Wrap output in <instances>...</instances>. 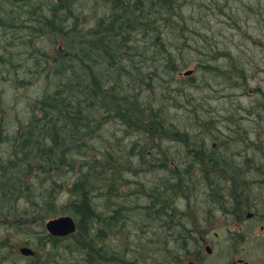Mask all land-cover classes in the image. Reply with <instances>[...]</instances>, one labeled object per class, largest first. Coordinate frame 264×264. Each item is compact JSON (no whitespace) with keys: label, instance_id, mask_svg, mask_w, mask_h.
Segmentation results:
<instances>
[{"label":"rangeland","instance_id":"rangeland-1","mask_svg":"<svg viewBox=\"0 0 264 264\" xmlns=\"http://www.w3.org/2000/svg\"><path fill=\"white\" fill-rule=\"evenodd\" d=\"M99 1L97 0L96 3ZM18 3L8 4L9 8L7 11L8 16L9 11L12 12V16L9 17H12L13 20L10 23H15L16 26L5 27L0 25V44L4 42L9 43V50L6 51V54L0 50V55L1 57H10L18 65L16 67H10V71L5 72L4 70L6 78L0 79V121L1 123H5L6 134L11 131L10 125L15 122L10 118V112H13L12 117L15 114L14 119H17L18 122L23 118L21 116H23L25 102L28 98L32 100L37 95L39 86H41L38 78L42 72L45 74V71L40 69V66L44 62L43 59L36 61L37 68L34 65V57L28 51V37H31V44L38 55L41 52L36 49L37 47L41 50H47L53 47L52 38L45 33V30H50L48 27H45L46 29L44 28L43 33L38 34L35 32L34 36L29 35L33 32L34 27L35 29L37 27L39 28L36 25L38 20L35 21V19L43 17L46 12L48 13V8L54 4L53 1L41 7H38L37 4H32L33 7L29 10L27 9L30 4ZM91 3H94V0H76V2L69 5V11L66 10L67 5L62 4L60 6L62 10H57V13L61 14L62 12L64 20L66 21L64 22L65 25L77 24L74 25L75 28H82L86 21L85 24L89 25L85 29L89 33L90 30L88 29L91 28L94 20L84 14L81 17L79 8L83 4L88 6ZM104 3L102 5L103 7ZM224 3L226 6L233 5L245 11L246 19L242 18L245 17L243 16V12L234 10L229 12L232 18L237 19V21H244L238 23L241 27H237L236 25L234 27L232 19L224 15L218 16L217 14H222L214 9H207L205 7H202L200 10L198 9L197 15L201 19L200 22L210 24L211 31L214 28L215 32L211 34L210 31L208 34L210 41H202L204 45L212 43L211 47H204L202 45L198 49L195 48L197 47L195 44V36L189 33L191 36L190 41L194 42L192 48L187 47L186 43L184 46L175 50L179 54L180 60H189L187 66H179L178 70H174L173 72L177 78L182 80V84L170 83L164 81L165 79L163 78L158 79L161 77L152 78L154 84L150 88L151 96H156L159 93L167 91L171 94L168 102L171 103L172 107L169 111H167V108L164 109L162 114L167 113L166 116L173 118L176 115L186 113L187 119L183 115L180 117L187 120L184 131L180 130L183 127L181 122H175L174 124V126H180L178 127L179 130L176 129L178 132L174 131L177 137H172L175 138L173 141L176 144L174 142L173 144L171 143V137L167 136L168 134H162L159 140L156 136L152 135L158 142L151 141V148L147 147V142L152 136H148L147 138L146 133H144L143 147L135 155L137 160L133 158L131 160L132 163L127 164L126 167H119V164L116 166L125 174V179L122 182H117L114 185L109 181L105 185V179L98 178V181H89L86 184L90 187L94 183L91 187L93 192L90 195L93 194L96 197L95 207L98 213L104 215L111 207L123 205V209L119 211L117 217L114 219V221L116 220V224H118L117 229L122 232L116 231L108 233L110 229L107 230L104 223H102L99 225L101 229L100 231L98 230L99 232L97 234L101 238L100 240L103 239V243L106 242L109 247L113 248L112 250L120 251V254L122 252H125V254L130 252L133 256L137 255L141 259L148 257L149 260L153 257L155 258V263L163 262L165 259L177 255L180 259L198 255V257L202 258L203 264H231L234 261L237 262L239 259L250 262V264H264V236H262L264 232V0H226V2L225 0H220L219 2L220 5H224ZM245 3L251 5L252 10L246 11L243 6ZM257 8L262 13L259 16L254 15V12H259ZM223 9H227V7ZM1 10L2 8L0 6ZM112 10L111 4L106 3V8L104 10L98 9V13L102 14L105 12L111 14ZM193 12L194 8L188 6L182 16L185 14L188 19H191L194 17ZM46 16L47 19L51 20L50 14ZM62 29L53 34V37L57 38L56 46H58L60 40H64V33L68 32V29ZM77 30L79 31L80 29ZM202 33H204L203 30L196 32L198 39H201V36L204 35ZM85 36L88 37L87 34ZM214 42H217L218 48H212ZM177 44L178 42L170 40V46L172 48L177 47ZM163 68L165 67L160 65L156 71L159 74L168 71ZM188 68L193 69L192 74L189 77L183 76L180 72ZM3 69H5L4 65L0 64V71ZM17 69L19 70L18 73H16ZM105 69L103 68V73L107 71ZM117 73L123 74L121 69H117ZM18 78L20 79L18 80ZM192 80L196 81V86L186 87L189 86ZM178 86H181L185 90L178 89ZM116 93L123 95L125 90L119 91L118 89ZM226 93L230 96H222ZM117 94L114 93V95ZM236 96L240 97L235 98ZM135 98L138 101L137 111L140 114H151L153 120L156 123L159 122L158 120L162 116H155L158 111L154 109L155 102L153 99H148L146 95L140 96L139 93H136ZM256 102H262L257 109L255 106ZM125 105L128 107L131 103L127 101ZM107 106L102 108L112 107L111 105ZM177 106H181V109H178L179 107ZM121 108L123 109V106ZM205 116L211 117L209 119H212L210 123L213 133L211 131L206 132V128L198 125V120H202ZM221 116H227L228 118L217 122L218 119H222ZM112 122L116 123V120H112ZM237 123H240V125H236ZM117 126L121 133L112 128H109V130L106 129V131L92 132V134L97 136L98 140L90 143L94 142V145L99 148L97 142L99 143V140L101 142V139L104 145L106 138L113 142L108 137L114 136L113 134L115 132L119 133V135L124 134V139L121 140L123 142L132 139L129 136L127 137L126 131L122 130L120 125L117 124ZM134 130L135 128L131 129L133 133ZM202 132L203 137H205L202 141L204 144L207 143L208 146L206 145L204 152L198 153L200 158L197 160L194 159L197 156L196 150L192 151L191 147L187 148L179 145L181 143L180 140H195ZM134 135L136 136V134ZM66 137L72 136L69 134ZM214 141L217 142L215 146L212 144ZM70 144L71 141H68L66 145L68 146ZM156 145L158 146L154 148ZM7 146L8 143L2 144L1 150L5 151V154L0 153V158L7 156ZM100 148H103V146H100ZM170 149L173 152L170 153ZM150 156L148 165L144 167L136 165V161L146 164L145 161H148ZM81 158V155L77 153H70L68 155L67 165L72 166H64L60 174L55 176L61 183L55 190L56 196L61 198L59 200L60 202L70 195L68 183L72 182L74 178L79 177L80 172L83 170V165L85 164ZM164 158L169 159L166 161L168 163L167 168L172 173H168V169H159L158 166L164 163ZM205 158H210L213 161H221L224 159L225 163L247 162L250 165V170L243 171L241 168H236L232 177H234L235 182H241L238 181V178H244L243 176L246 177V173H251L249 175L251 176L250 185H245L244 182H241V185H237L233 181V183L227 181L226 179H229L227 177L231 178L228 175L224 180L222 179V182L220 181L221 184H218L212 193L207 195L204 192V187L200 179L203 177L202 174L205 175L207 172L211 173L212 170L217 169H203L200 171V174L196 164L205 162ZM36 160H40V158L38 157ZM213 161L210 163H214ZM192 162H195V164ZM34 165H37L36 162ZM36 167L34 166V168ZM23 168L26 169V165H23ZM18 173L20 175L24 174V172L22 173L20 171ZM34 173L33 176L36 177ZM30 176L28 175V178ZM21 177L24 179V176ZM19 186L21 189L22 183H19ZM147 187L148 191L145 193L143 191V194L139 193V189ZM153 188H159V191L153 193ZM206 189L207 191L209 190V188ZM35 192H37L36 189ZM180 194H182L181 197ZM223 195L229 204L233 199L232 205L235 206V209L238 207L241 208L240 203H242L241 206L248 205L249 207L242 212L237 210L236 213H233L231 209L223 205ZM138 196L146 197V199L144 198L145 200L143 199L144 201L138 202L139 204L137 205L150 215H146V218L145 212L142 215H135L138 208H135L136 206L132 205L131 201ZM173 199H176L178 208L171 213L166 212L167 208L171 207L169 204H171ZM235 199L239 200V204ZM33 201L39 200L35 196ZM112 203L113 205L111 206ZM220 203L221 207L219 206ZM17 204L19 205V202ZM156 210L157 213L154 214ZM246 210L253 212L254 217L246 218L244 216ZM0 212L2 211L0 210ZM30 216L35 217L31 212L28 216H25V219L19 216L17 217L16 215H0V222L3 220L7 221L9 227L1 232L0 225V239L3 236L11 239L7 241L8 245L6 247L8 249L6 254H0V264H34L32 256H25L20 253L19 249L24 245L33 248L39 257L46 252L45 249L40 248V244L42 243L38 241V235L36 234V231L38 232L42 229L40 226H34L28 232L15 230L19 229L25 223L32 225L34 221L29 220L31 219ZM235 216L238 217L235 218ZM46 220L48 218L44 219L43 227ZM172 221H177L179 224H185L191 227L198 241L202 237L205 239V243L198 245V248L194 247L192 243H195L196 240L194 239L193 241V239L191 240L188 237L186 248L181 250V246L177 244V233L171 235L170 232H162L166 224L170 225ZM145 223H148V226L143 225ZM211 226L213 227L211 228ZM79 236L77 239L74 237L66 242L70 250L69 254H67L66 248L52 251L51 253L54 254V258L50 264H63V258L61 260L56 255L57 252L63 255L62 252L64 250L66 255H63V257L66 256L65 260L67 264H84V261L81 260V255L85 253V250L79 249L75 244L81 241L83 237V235ZM140 245L141 248L139 247V251L138 246ZM205 246H209L210 253L207 252ZM134 248L137 251L136 249L131 250ZM104 250H102L103 254L108 252ZM185 251L186 253L184 254ZM171 253H175L176 255L172 256ZM5 256L6 259L3 260L2 257ZM111 256L113 258L111 260L112 264L127 261L115 255Z\"/></svg>","mask_w":264,"mask_h":264},{"label":"trees","instance_id":"trees-1","mask_svg":"<svg viewBox=\"0 0 264 264\" xmlns=\"http://www.w3.org/2000/svg\"><path fill=\"white\" fill-rule=\"evenodd\" d=\"M1 1L2 0H0V4ZM18 2L30 4V0H11L10 3L19 4ZM157 2L163 1L127 0V2L122 1L114 7L111 11V16L118 19V25L125 28L126 25L128 26L131 24L126 30L121 29V32L127 33H125L123 37H121L119 26H109L104 31H101L98 27H96V29L91 27L88 29L90 30L89 33H87V29L80 27L75 28L74 25L77 24L72 23L69 24V26L65 25L64 22L66 21L64 20L62 12L57 15V20L51 19V22L44 23L50 30H63L62 28H66L68 32L64 33V40H60L58 46L56 48L53 47L51 52H44L38 47L36 48L41 52V59L44 60L40 69L45 71V74L42 72L38 78L41 86H39L40 88L37 95L32 100H27L25 102L23 116H21L23 118L18 122L17 119H14L15 114L12 117L13 112H10V118L15 121L14 124L10 125L11 131H9L10 133L8 132L11 134L10 137L8 133H5V123H1L0 121L1 154H5V151L1 150L2 144L8 143V157H4L5 159L3 157L0 158V210L2 211L0 215H16L24 219L30 212L35 215V217L30 216L31 219H29L34 221L32 225L25 223L19 229H15L19 232H28V230L32 229L34 226H40V228H42L40 231H36V234L38 235V241L42 243L40 244V248L45 249L46 252L39 257L34 250V255L32 256L34 264H50L54 258V254L51 252L54 250L66 248L65 250L67 254H69L70 250L66 242L74 237L77 239L79 235H83L84 238L82 237L81 241L75 244L79 249L85 250V253L81 255V260L84 261V264H112L111 260H113V258L108 259L110 255H115L127 260L125 261L127 264H137L135 262V257L137 255L133 256L132 254L131 256L133 257L126 259L125 252L120 254V251L112 250L113 248L111 247L110 249L107 248V251L110 253L109 256L104 258L100 243L101 238L97 236L101 229L99 225L102 223H104L107 230L110 229L108 233L118 230V224H116V220L114 221V219L121 206L111 207L104 215L98 213L95 207L96 197L93 194L90 195V193L93 192L91 187L94 183L91 184L90 187L86 184H88L89 181L95 182L98 180L97 178L100 177L104 179V173L112 170L113 167H115L114 164H112V166L110 164H103L105 167L103 171H101L103 166L100 165V163L95 164L92 162V164L88 163L87 165H83V169L90 168L88 170H91L92 173L90 175L89 173H84V175H80L74 178L72 182H69L68 191L70 195L61 202L59 201L61 198L56 196L55 191L56 187L60 186L61 183L55 176L60 174L64 166H72L67 165L68 155L70 153L73 154L72 150L69 152L65 151V145L68 141H71V146H74L76 150L78 143L85 142L84 145L88 144L91 146L90 142L94 139L90 140V138H87L84 132L79 133L76 118L67 114L69 109L72 106L77 109L86 108L84 107L86 104L82 102L84 95L89 91L95 94L96 89H98L102 81L107 78L108 80L111 79L108 83V88L110 89L115 86V82L119 84V78H126L125 81L129 80L131 84L135 83L137 79H141V76L138 75L135 69L131 68V63L128 62L127 67L121 64V68H119L116 59L117 57L123 59L122 56H125V53L129 51L142 52L140 51L142 47H144L143 51H145L149 46L141 45V47L140 44L136 45L137 42L129 46L125 40V36L130 34V31L143 33V30H145V36L148 37V41L154 44V47H152L153 51H167L165 42L160 39H165L170 46V35L163 30L167 25H159L156 22V20L165 17V10L160 7ZM60 6H62V4ZM168 6L170 7V3ZM1 11H3V9ZM11 13L12 12L9 11V16H12ZM134 13L140 16V20L137 22H131L128 17ZM9 16L7 12L0 14V25L15 27V23H10L13 18ZM40 18L43 17H39V19ZM141 20H144V22H141ZM58 23H60V25ZM77 29L80 30L78 31ZM40 30H44L43 25L36 29L34 27L33 32L29 35L34 36L35 32ZM86 34L88 37L85 36ZM91 36H103V38L88 40ZM28 39H31V37H28ZM182 46H184V44L178 42L177 47H170V49H177ZM8 47V42L0 44V50L5 54L6 51L9 50ZM72 51H75L76 54L70 57V52ZM140 55L143 54L138 53V56ZM7 60L9 62L8 67L5 66ZM161 61L162 60L156 61L153 66L157 67L162 65L163 67H167L166 70L171 72H174L179 66H182L167 62L161 64ZM12 62L13 60L10 57L6 58L0 55V64H3L5 67V69L0 71V79H4L5 72L10 71V67H13L10 66L13 65ZM59 65H62L64 68L61 70L57 69ZM98 68H106L105 71H107L103 73L102 71H98ZM117 69H121L123 74L117 73ZM52 72H58L57 75H59V77H64L71 81L65 82L58 88H55L49 78V73ZM86 77L87 79H85ZM19 79L20 78H18V80ZM146 80L145 84L151 88V85L154 84L152 78H147ZM88 82H91L90 85L87 84ZM112 90L110 91L112 95L108 96L106 94L105 96V107L111 105L112 107L110 108L119 109L121 110L120 112L123 113L124 111L121 108L122 105H119ZM49 100H51L52 103H50ZM86 103L88 105V101ZM134 103H138L136 98H134ZM90 105L94 106L95 104L93 101H90ZM150 118L151 121L147 123L149 126L147 127L148 130L145 132L147 138L152 135L161 138L162 134H168L169 128L164 127L160 122L156 123L152 115ZM67 120L75 124L76 133L71 132L73 130L70 129V125L66 123ZM125 123L131 124L129 121H125ZM60 124H62V126H60ZM90 133L92 134V132ZM69 134L72 137H66V135ZM106 144L108 145V143L105 142V145ZM109 145L115 146L113 142ZM38 157L40 160H36ZM32 160L36 162L37 165H34L37 166L36 168H34L33 164H35V162ZM23 165H26V169L23 168ZM95 170L96 172H94ZM19 171L22 173L24 172V174L20 175L18 173ZM35 171L36 173H34ZM33 173L36 174V177L33 176ZM95 174L97 175L95 176ZM28 175L31 176L28 178ZM21 176H24V179H22ZM230 180L237 184V182L234 181V177H231ZM19 183H22L21 189L19 188ZM238 185H241V183ZM35 189L37 192H35ZM35 196L39 201H33ZM16 201L19 202L20 206ZM235 201L239 203V200L235 199ZM64 213L70 214L76 219V233L66 237H55L47 234L43 227L44 219ZM0 225L1 232L9 228L7 221L3 220L0 222ZM9 240L11 239L8 237H1L0 254H6L8 249L6 247L8 245L7 241ZM139 247L141 248V245L138 246V250L140 251ZM65 250L62 252L63 255H66ZM63 255L57 252L56 257H59L61 260L63 258V264H67L65 260L66 256L63 257ZM2 258L5 260L6 256ZM174 258V260H178L180 257L177 255Z\"/></svg>","mask_w":264,"mask_h":264},{"label":"bare ground","instance_id":"bare-ground-1","mask_svg":"<svg viewBox=\"0 0 264 264\" xmlns=\"http://www.w3.org/2000/svg\"><path fill=\"white\" fill-rule=\"evenodd\" d=\"M52 1H53L54 4H52L48 8V13L46 12L44 14L43 18L39 19V17H38V19H35V21L38 20V22L36 23L37 26L41 27L43 25L44 28L45 27L47 28V26L44 23L45 22H51L52 20H55V19L57 20L58 19L57 15H59V14L56 11L59 10V9L62 10V8L60 7L61 4H66L67 5L66 10L69 11L68 10L69 9V5L72 4L73 2H76V0H31V3H30V5H29L27 10H29L35 4H37L38 7H41L44 4H46V5L50 4ZM96 1L97 0H94V3H91L88 6L83 4L79 8V13H80L81 17L84 14V15L88 16V18H93V20H94L93 24L94 25L92 24L91 27H93L94 29H96V27H98L99 29H101V31H104L109 26H119L117 18H113L111 16V14H108V13H105V12L100 14V13H98V9L99 10H104L106 8V3L111 4V8L114 9V7H116V5L120 4L122 1L127 2V0H100L97 3H96ZM162 1L163 2H157V4L165 10V17L162 18V19L156 20L157 24H159V25H167L165 28H163V30L170 35L169 39L172 40V41L180 42V43H182L184 45L187 43V45H186L187 47H191L192 48V46L194 45V42L190 41V38H191L190 34L195 36V44L197 45V47H195V48L198 49L202 45L204 47H209V48L211 47L212 43H209V44H206V45H204L202 43V41H204V42H206L207 40H208V42L210 41V36L208 34L211 31L210 24H206V22H200L201 19L197 15L198 14V9L200 10L202 7H205L207 9H212V10L214 9L218 13L222 14V15L217 14L218 16H223L224 15V16H227L229 19H232L233 22H234V27H235V25L237 27H241V26H239L238 23L244 22L242 20L237 21V19L232 18L229 12H231L232 10L240 11V12H243L244 13L243 16H245V11H243L239 7H236V6H233V5H230V6L227 5L226 6L225 3H224V5L227 7V9H223V8H226V7L224 5H220L219 4L220 0H175V1L174 0H162ZM10 2H11V0H2L1 1L0 6L3 9V12L0 11V14L6 13L8 11V8H9L8 4L12 5V3H10ZM225 2H226V0H225ZM103 3H104V7L102 6ZM169 3H170V7L168 6ZM188 6H192L194 8V12H193L194 17L191 18V19H188L185 14L182 16L183 12L186 11V8ZM222 6H224V7H222ZM243 6H244L246 11L252 10V6L249 5L248 3H245ZM34 8H36V7H34ZM257 10H259V9L257 8ZM48 14L51 15V19H52L51 21L49 19H47L46 15H48ZM261 14H262L261 10H259V12H254L255 16H259ZM75 17H77V16H75ZM128 17L130 18L131 22L132 21L133 22H137V21L140 20V16L138 14H136V13H134L132 15H129ZM241 17H242V15H241ZM242 18L246 19L247 17L245 16V17H242ZM141 22H144V20H141ZM85 23H86V21L84 22V25L82 26V28H84V29L89 25V24H85ZM216 23H218V22H216ZM58 24L60 25V23H58ZM130 25L131 24H129L128 26L126 25L125 28L122 27V26H119L121 37H123L125 35V33H126V32L125 33L121 32V29L126 30L127 28L130 27ZM199 30H203L204 31V33H202L204 35L201 36V39H198V37L196 35V32H198ZM45 31H46L45 33L47 35H49L50 38H52L53 47L56 48L57 46H56L55 42L57 41V38L53 37L54 36L53 34L58 32L59 30H49V31L45 30ZM43 32H44V30H40L37 33L40 34V33H43ZM214 32L215 31H214V28H213V30L211 31V34H213ZM145 34H146L145 30H143V33L130 31V34L125 36V40H126V42L128 43L129 46L132 45V44H135L134 42H137L136 45H139V44H140V46L141 45L142 46L147 45V46H149V48H146V50L143 51L144 47L141 46L142 50H140V51H142V52L129 51L128 53H125V56H122L123 59H121L119 57H117V59H116L118 61V64H119V66H118L119 68H121V64L123 66L125 65L127 67V63L128 62L131 63L130 64L131 68L135 69V71L138 73V75L141 76V79L140 80L137 79L135 81V83L131 84L129 80L125 81L126 78H123V79L119 78V80H121V81H119V84L118 83L116 84V82H115V86L110 89V88H108V83L111 81V79L108 80V78H107L104 81H102V84H100L98 89H96L95 94H93V92L91 93V91H89V92H87L84 95V98H83L82 102L86 104V106H84L86 108L77 109L76 107L72 106L69 109V111L67 112V114H70L69 116L76 118V121H77V124H78L77 128H78L79 133L84 132L86 137L90 138V140H92L94 138L92 141L96 142L98 140V138H97V136H95L94 134H91L90 132L106 131V129L109 130V128H112L113 130H117L118 132L121 133V131H120L119 127L117 126V124L120 125L122 130L126 131L127 137L129 136V138H132V139H130L127 142H123L121 140L124 139V134L119 135V133L115 132L113 134L114 136L108 137V139L110 138V139L113 140L114 143H116L115 146L109 145V144H112V142L107 140V138H106V140H104V142H107L108 145L107 144L104 145L102 143V139H101V142H100V140H99V143L97 142V145L99 146V148L94 145V142L91 143V146L88 145V144L84 145L85 142L78 143V147H77L76 150L74 149V146H71V144L68 145V146L65 145V151L69 152V151L72 150L73 153H77V154L81 155V157H82L81 160L82 161L84 160V164L85 165H87L88 163L92 164V162H93L95 164L100 163V165H102V166H103V163H104L106 165L110 164L111 166H112V164H114L115 167L117 166V164H119V167H122V166L126 167L127 164H131L132 163L131 160L133 158L136 159V157H135L136 153L141 149V147H143L144 133L148 130L147 127H149L147 125V123L149 121H151V118H150L151 114H140L137 111V109H136L137 104L134 103V98L136 97V93H139L140 96L146 95L148 97V99H150V100L153 99V101L155 102L154 103V106H155L154 109H157V111H158L155 116H162L161 119L158 120V121L164 127L170 129V130H168V135L167 136L171 137V143L172 144H173V142L175 143V141H173V139H175V138H172V137H177L175 135L176 132H178V131H176V129L179 130L178 127H180L179 125H178V127L174 126L175 122H179V123L181 122L182 123L183 127H181V129H180L182 131H184V129L186 127V124H187V120H185V118L187 119L186 113H182V115L185 116V118H180L182 115H176L173 118H169L168 116H166L167 113L164 114V115L162 114V111L164 109L167 108V111H169V109L172 107L171 103L168 102V100L171 98L170 92L167 91V92H164V93H159V95H156V96L155 95L151 96L150 88L145 83L147 81L146 80L147 78L161 77V78H158V79H162L163 78V79H165L164 81L181 85L182 84V80L177 78V76H175L173 72L165 71V72L159 74L158 71H156L159 68V66L154 67L153 64L156 61H158V60H163V61H161V64L167 62V63H172L174 65L187 66L189 64V60H185V59L180 60L179 54H177L175 52V50H177V49H172L171 50L170 49L171 46H169L168 42L165 39H160V40H163L165 42L167 51H160V52L153 51L152 47H154V44H153V42H149L148 41V37L145 36ZM101 38H103V36H98V37H95V36L92 37L91 36L90 38H88V40L101 39ZM27 42H28V51L30 53H32L31 55L34 57L33 62H34L35 67L37 68L38 65H37L36 61L41 59V56L38 55L37 51L32 46L30 39ZM53 47L50 48V49H47V50L45 49L46 51L45 50H42V51L51 52L53 50ZM204 47H202V48H204ZM218 47L219 46L217 45V42H214L212 48H218ZM138 53H142L143 55L138 56ZM75 54H76L75 51L70 52V57L75 56ZM107 63H106V65H107ZM8 64H9V62L7 60L5 62V66L8 67ZM12 64L13 65H10V66H14V67L18 66L16 64V61H13ZM59 66L57 67V69L61 70V69L64 68L62 65L60 67ZM166 68L167 67H165L163 69L166 70ZM97 70L98 71H102L103 69L102 68H98ZM205 70H206V68H205ZM18 72H19V70L17 69L16 73H18ZM192 72H193V69L188 68L185 71L180 72V73L183 76L189 77L192 74ZM57 73L58 72L49 73L50 81L53 83V86L55 88H58L59 86H61L65 82L71 81L70 79H67V78H64V77H59V75H57ZM180 73H178V74H180ZM4 78H6V75L4 76ZM85 79H87V77ZM86 82H87V80H86ZM90 83L91 82H88L87 84L90 85ZM190 86H192V87L196 86V81L192 80V82L189 84V86H186V87H190ZM231 88H233V87H231ZM118 89H119V91L120 90H125V93L123 95H118L116 93V90L118 91ZM178 89L185 90L184 88H181V86L180 87L178 86ZM111 90L115 94H117V95H114V94L113 95L117 99L119 105L123 106V111H124L123 113L120 112L121 110L116 109V108H106V109L102 108V107L106 106V104H104L106 94L108 96L112 95L110 93ZM222 96H230V95L226 93V94H224ZM237 97H240V96H236L235 98H237ZM27 100L29 101L30 98H28ZM87 101H88V105L86 103ZM90 101H93L95 105L91 106L90 105ZM127 101L131 103V105L128 106V107L125 105ZM49 102L52 103L51 100H49ZM261 103L262 102H260V103L256 102L255 103L256 109L261 105ZM177 107H179L178 109H181V106H177ZM187 113H188V111H187ZM135 115H136V117H135ZM221 117H222V119H218L217 122L219 120H225V119L228 118L227 116H221ZM132 118H134V119L132 120ZM209 118H211V117L205 116L202 120H198V125H201V127L206 128V132L207 131H211L213 133V130H211V123H210L212 121V119H209ZM112 120H116V123L112 122ZM125 121H129L131 124H127V123H125ZM66 123L68 125H70V129L73 130L71 132L72 133H76L75 132V130H76L75 124L72 123V121H69V120H67ZM79 123H82V124H79ZM192 123H194V122H192ZM184 124H185V126H184ZM236 125L239 126L240 123H237ZM60 126H62V124H60ZM133 128H135L134 133L131 131V129H133ZM174 131H176V132H174ZM130 132H131V134H130ZM134 134H136V136ZM170 137H168V138H170ZM156 138L158 140L160 139L159 137H156ZM156 138L152 136L147 142V147L151 148V141L158 142V140ZM204 139H205V137H203V132H202V133H200L198 135L197 138H195V140H191V139L185 140V141L184 140L183 141L180 140L181 143H180L179 146H185L187 148L191 147L192 151L196 150V155L197 156H195L194 159L198 160L200 158L198 153H200V152L202 153V152H204L206 150L207 143L204 144L203 141H202ZM212 144H213V146H215V145H217V142L214 141ZM100 146H103V148H100ZM157 146L158 145H156L154 148H156ZM169 151H170V153L173 152L171 149ZM153 154L155 155L154 152H153ZM150 158H151V156L148 158V161L144 160L146 164L138 163L136 161V165L144 167V166L148 165ZM226 158H227V156H226ZM164 160H165L164 163H161L158 166L159 169H161V170L168 169L167 168V164L168 163H166V161L169 160V159L164 158ZM205 160L206 161L203 162V163L199 162L198 164H196L198 166V169H199L198 171H199L200 174H201L200 171H202L203 169H208V168L209 169H217V170H212L211 173L207 172L205 175L202 174L203 177L200 179V182H201V184L204 187V192L207 195L212 193L213 190L216 189L218 184H221L222 179L224 180V178L227 177L228 175L232 177L234 175V172H235L236 168H241L243 171H249L250 170V165L247 162L225 163L224 159H222L221 161H213L210 158H207V159L205 158ZM193 161H195V160H193ZM212 161L214 163H210ZM192 163L195 164V162H192ZM165 165H166V167H165ZM201 165H202V167H200ZM115 167H113L112 170H109L106 173H104V175H105L104 184L105 185L108 184L109 181L111 183H113L114 185H116L115 183L122 182L125 179L124 178L125 174L122 171H120L119 168H117V167L115 168ZM88 169H90V168H88ZM88 169L87 168L83 169L82 170L83 173L81 171L80 175H84V173H89V175H90L92 173V171L88 170ZM104 169H105V167L103 166L101 168V171H103ZM224 169H228V170L221 171V170H224ZM94 172H96V170ZM169 172L172 173L168 169V173ZM96 175L97 174H95V176ZM249 175H251V173L250 174L246 173V177L243 176V174H242V176L244 178H238L237 177L238 181L244 182L245 185H250L251 176H249ZM227 178H229V179H226V180L231 182L230 177H227ZM241 182H237V185L240 184ZM261 183H263V182H261ZM206 188H209V190L207 191ZM153 189H154L152 191L153 193L159 191V188H156V189L153 188ZM139 190H140L139 193L143 194V191H144V193L146 191H148V187L147 188H143V189H139ZM180 190H184V189H180ZM197 193H198V190H197ZM136 194H137V192H136ZM137 195H139V194H137ZM137 195H135V196H137ZM181 195L182 194H180V197H181ZM178 197H179V195H178ZM144 198L146 199V197L138 196L136 199L131 201L132 202L131 204L136 206L135 208H138L137 212L135 213V215H142L145 212V218H146V215L147 216H150V215L147 214V211H144L143 208H140V206L139 207L137 206L139 204L138 202L145 200ZM223 198H224V200L222 201L223 205H225V206H227V208L231 209L232 210L231 212H233V213H236L237 210L242 212L247 207H249L248 205L241 206L242 205V203H241L240 204L241 208L238 207V208L235 209V206L232 205V202H231V201H233V199L230 201L231 203L229 204L227 202V200H226V197L224 196ZM176 204H177L176 199H173L171 201V204H169L171 207H168L166 212L171 213V212L175 211V209L178 208ZM253 204H255V203H253ZM122 206L120 207L119 211L121 209H123ZM219 206L221 207V203L219 204ZM119 211H118V213H119ZM156 213H157V210L154 211V214H156ZM60 215H70V214H65L64 213V214L55 215L53 217L48 218V220L51 219V218L60 216ZM70 216H72V215H70ZM244 216L249 219V218L254 217V213L251 212V211L246 210ZM236 217H238V216H235V218ZM167 218H169V216H167ZM73 219H74V221L76 223V230L73 232V233H75L77 231V222H76V219L74 217H73ZM48 220H46V221H48ZM238 220H240V219H238ZM46 221L44 222V229L47 232V234L51 235L47 231V229L45 227ZM143 225L148 226V223H145ZM211 227H213V226H211ZM116 231L122 232L121 230H116ZM162 232L163 233L164 232H170L171 235H175L177 233V236H176V239L178 240L177 244L181 246L180 247L181 250L186 248V245H187V242H188L187 241L188 237H190L191 240L193 239V241H194V239L195 240L198 239L193 234L194 230L191 227H188L185 224H179L177 221H172L170 223V225L166 224V227H165V229ZM73 233H71V234H73ZM71 234H68L66 236H69ZM51 236H54V235H51ZM66 236H55V237H66ZM100 242H101L102 250H104V248H105L104 251H107V248L110 249L109 245L106 242L103 243V239ZM198 242H200V241H198ZM190 243H191V241H190ZM24 246H28V245H24ZM188 246H189V244H188ZM31 249L33 250V254L32 255H25V256H33L34 255V249L33 248H31ZM135 249L136 248L131 249V250H135ZM205 249L207 250V252L210 253L209 246H205ZM185 253H186V251L184 252V254ZM22 255H24V254H22ZM102 255H103L104 258H107L109 256V252H107L105 254H103V252H102ZM131 255H132V253H130V252L126 253L125 254V258L128 259V258L133 257ZM171 255L175 256L176 254L175 253L174 254L171 253ZM108 259H112L111 255L109 256ZM154 259L155 258H153V257L150 258V260H149L148 257H146L145 259H141V258H139V256H136L135 257V262L137 264H178L179 260H182L180 258L178 260H174L175 259L174 257H170V258L165 259L163 262L160 261V263H155ZM120 262H118V264H127L125 261H120ZM235 262L236 261H234L232 263H235ZM189 264H192V262H190Z\"/></svg>","mask_w":264,"mask_h":264},{"label":"water","instance_id":"water-1","mask_svg":"<svg viewBox=\"0 0 264 264\" xmlns=\"http://www.w3.org/2000/svg\"><path fill=\"white\" fill-rule=\"evenodd\" d=\"M45 227L51 235L66 236L76 230V223L72 216L60 215L46 221ZM19 251L24 255L33 254V250L29 246H22Z\"/></svg>","mask_w":264,"mask_h":264},{"label":"flooded vegetation","instance_id":"flooded-vegetation-1","mask_svg":"<svg viewBox=\"0 0 264 264\" xmlns=\"http://www.w3.org/2000/svg\"><path fill=\"white\" fill-rule=\"evenodd\" d=\"M197 232H198V230H197ZM262 236H264V232H263ZM201 243H205V239H203L202 237H200V242H198V239H197L196 242L192 243V244H194V247L198 248V245H200ZM190 262H192V264H203L202 258L198 257V255L192 256L190 258L179 260L178 264H189ZM237 262H238V264H250V262L244 261L243 259H239V260H237ZM237 262L232 263V264H236Z\"/></svg>","mask_w":264,"mask_h":264}]
</instances>
